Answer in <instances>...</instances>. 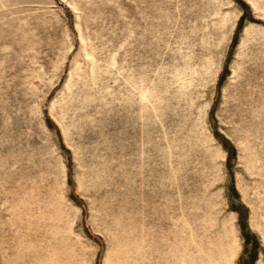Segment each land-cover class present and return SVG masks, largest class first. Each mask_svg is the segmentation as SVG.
<instances>
[{"label":"rangeland","instance_id":"374dc122","mask_svg":"<svg viewBox=\"0 0 264 264\" xmlns=\"http://www.w3.org/2000/svg\"><path fill=\"white\" fill-rule=\"evenodd\" d=\"M0 264H264V0H0Z\"/></svg>","mask_w":264,"mask_h":264}]
</instances>
